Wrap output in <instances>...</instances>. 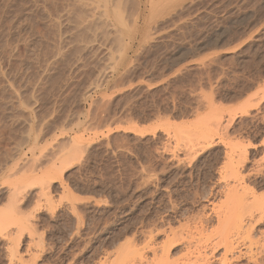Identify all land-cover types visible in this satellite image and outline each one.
Masks as SVG:
<instances>
[{"label": "rangeland", "instance_id": "1", "mask_svg": "<svg viewBox=\"0 0 264 264\" xmlns=\"http://www.w3.org/2000/svg\"><path fill=\"white\" fill-rule=\"evenodd\" d=\"M262 141L264 0H0V264H264Z\"/></svg>", "mask_w": 264, "mask_h": 264}, {"label": "bare ground", "instance_id": "2", "mask_svg": "<svg viewBox=\"0 0 264 264\" xmlns=\"http://www.w3.org/2000/svg\"><path fill=\"white\" fill-rule=\"evenodd\" d=\"M241 107H243V106L241 105ZM241 107H239V108H241ZM239 108H238V109H239ZM238 111H239V110H238ZM240 111H241V113H243V114H244L245 112H247L246 109H244V108H241ZM241 115H242V114H241ZM181 123H183V122H181ZM175 124H176V123H175ZM134 125H135V124H134ZM164 125H165V124H164ZM164 125H163V126H164ZM166 125H167V124H166ZM180 125H181V124H179L178 126H180ZM132 128H136V127H132ZM139 129H140L139 131H142L141 128H139ZM124 130L127 131L128 128H127V130L124 128ZM134 130L137 131L138 129L136 128V129H134ZM144 131H145V130H144ZM155 131H156V129H155ZM181 131H182V130H181ZM142 133H143V131H142ZM178 133H179V132H178ZM181 133H182V132H181ZM144 134H145V133H144ZM262 144L264 145V141H262ZM262 144H261V145H262ZM248 147L250 148V150H251V148H252V149H256V145H254V144H250V143H249V144H248ZM244 149H245V148H244ZM245 150H246V149H245ZM245 150H244V151H245ZM258 150H259V149H256V152H258ZM251 152H252V151H251ZM253 152H255V151H253ZM261 217H262V216H261ZM261 221H262V220H260V222H261ZM256 222H257V221H256ZM256 222H255L254 224H258V222H257V223H256ZM251 227H253V224H252ZM253 228H254V227H253ZM251 229H252V228H251ZM251 231H252V230H251ZM248 232H249V231H248ZM232 249H234V248H231V247H230V248H229V247L226 248V253H225V255L222 257V260H221L220 264H228V263H229V262H228V256H227V253H228L230 250H232ZM163 250H164V249H163ZM167 250H168V249L166 248V251H167ZM164 252H165V251H164ZM164 252H163V253H164ZM167 252H168V251H167ZM199 253H201V252H199ZM164 255H165V254H164ZM203 255H204V254H203ZM203 255L198 254L199 257H202ZM251 257H252V255H251ZM256 257H257V256H256ZM197 258H198V257H197ZM206 258H207V257H206ZM199 259H200V258H199ZM250 259H251V258H250ZM196 260H197V261H200V260H198V259H196ZM252 260H253V263H254V264H262V263H263V261H262V263H261V259H259V258H255V256L252 257ZM229 261H230V260H229ZM250 261H251V260H250ZM200 262H201V263L198 262L197 264H208V263H207L208 261H206V259L203 260V258H201V261H200ZM251 262H252V261H251Z\"/></svg>", "mask_w": 264, "mask_h": 264}]
</instances>
